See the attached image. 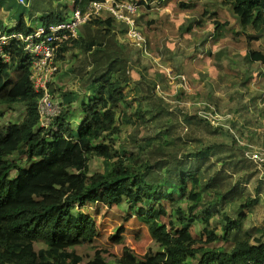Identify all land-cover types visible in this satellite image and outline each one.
<instances>
[{
  "label": "trees",
  "instance_id": "trees-1",
  "mask_svg": "<svg viewBox=\"0 0 264 264\" xmlns=\"http://www.w3.org/2000/svg\"><path fill=\"white\" fill-rule=\"evenodd\" d=\"M186 1L192 8L191 0ZM25 2L22 6L16 0H0V15L6 16L0 19V31L27 35L69 17V0ZM224 2L232 11H241L244 30L264 38V0ZM199 17L178 25L180 38L203 26ZM6 20L15 25L6 27ZM125 33L122 23L93 19L79 28L77 38L60 45L55 60L78 52L62 75H74L79 90L62 92L56 87L62 75L49 86L60 113L47 129L39 125L40 95L30 80L29 60L21 45L13 43L9 61H0V119L3 105H20L24 110L19 122L0 126V264H82L77 249H95L99 234L96 210L123 203L138 226L146 228L157 250L138 258L125 247L117 264H264V234L256 237L258 231L243 230L241 223L246 217L243 211H252L258 203L245 187L251 182L259 194L253 163L234 153L231 143L216 142L218 135H231L197 115H184L189 133L184 138L176 134V121L166 120L177 116L153 92L156 79L163 81V75L148 74L153 61L130 45ZM176 46L175 54L167 56L171 61L186 56L179 43ZM244 62L249 73L250 54ZM174 70L181 75V62ZM120 121L138 131L141 125L167 127L158 134L171 148H157L152 142L159 136L149 135L137 136L135 152L114 148ZM95 159L101 160L102 171L91 173L89 163ZM90 203L96 205L95 211L86 208ZM146 203V208L138 207ZM220 212L211 224L213 214ZM196 222L201 223L204 238L191 235ZM115 232L112 240L123 242L119 230ZM218 241L234 246L228 252L209 248ZM105 252L96 251L92 264H106Z\"/></svg>",
  "mask_w": 264,
  "mask_h": 264
},
{
  "label": "rangeland",
  "instance_id": "rangeland-1",
  "mask_svg": "<svg viewBox=\"0 0 264 264\" xmlns=\"http://www.w3.org/2000/svg\"><path fill=\"white\" fill-rule=\"evenodd\" d=\"M165 1L168 4H174L164 5V2H156V0L155 2L148 1L149 5L144 6L138 12L137 17V20H140L137 23L139 29L149 41V48L153 50L152 56L161 60L162 68L152 65L148 71L150 75L160 76L159 74H162L164 78L163 81L156 79L158 85L156 89L153 88L154 95L164 98V105H169L168 111L177 116L166 121H176L175 125L179 126L176 127L178 136L184 138L189 133L187 131L189 126L183 118L184 115L199 116V112H204L208 118L203 119L210 126L222 129L231 135V137L228 136L229 138L218 135L215 141L231 143L234 153L244 155L253 163L257 171L254 181L260 184L259 194L254 192L251 182L245 184V187L251 192L252 199L258 203L252 211H243L246 217L241 223H243V230L258 231L259 234L254 232L257 237L264 234V167H262L264 162H255L252 158L258 155L260 162L264 160V38H256L249 28L244 30L241 11H232L224 0H191L188 4L193 6L192 8L187 7L186 3H184L185 8H179L178 6L183 3L182 0ZM70 2L73 3V0ZM1 14L3 16L0 15V19L4 18V13ZM201 14L203 17H199ZM195 16L202 19L203 26H195L192 32L184 33L180 38L178 25ZM109 18L101 20L108 21ZM215 20L219 21V27L222 26L220 30L217 29ZM7 21H5L6 24L9 23ZM223 32L227 33L226 37L221 35ZM203 40L204 45L201 44ZM177 43L186 56L177 55L174 61H171L167 56L175 54ZM75 54H78L76 50L69 51L62 55L64 59L56 61L58 71L50 85L53 82L55 84L69 64H74L72 56ZM248 54L251 55L253 63L250 67L251 71L246 73L247 64L244 62V56ZM179 62H181V75L176 73L179 71L174 70ZM167 63L171 65L168 66ZM74 77V75L65 77L62 75L56 87H59L62 92L79 90V82L74 80ZM180 78L184 80L181 81ZM10 80L14 82L15 75H12ZM1 109L3 115L0 119V126L17 123L23 118L24 110L20 105L9 107L3 105ZM38 117L40 119L39 114ZM161 125L159 123V126ZM119 126L121 132L118 136H114L113 146L116 149L125 147L131 153L137 150L134 149L135 142L133 141L137 140L138 135H149L154 138L159 136V131L167 128L162 126L157 129L156 125L154 126L156 129L150 126L145 129L141 125L138 131L131 125H123L121 121ZM177 135L174 136L177 137ZM164 141L165 137L159 136L156 142L152 143L162 150L170 149L172 144ZM89 171L91 173L101 172V160L91 161ZM241 176L242 174H239L236 179ZM147 206L148 203L143 206L138 205L139 208ZM86 208L95 211L96 205L90 203ZM132 214L134 213L129 210L126 203L120 207L103 206L97 209L94 216L98 222L99 234L94 240L95 249L85 247L77 249V254L83 258L82 264H92L95 261L96 251H106L102 254L106 264H117L125 247L132 250L138 258L150 249L156 251L157 246L151 242L146 228L138 226L137 218ZM220 217L221 212L214 213L211 217V224ZM116 229L119 230L118 235L122 238L121 243L112 240L113 235L117 233ZM202 232L200 222L194 223L190 229L191 235L196 239L204 238ZM233 246V242L218 241L210 244L209 248L228 252Z\"/></svg>",
  "mask_w": 264,
  "mask_h": 264
},
{
  "label": "built area",
  "instance_id": "built-area-1",
  "mask_svg": "<svg viewBox=\"0 0 264 264\" xmlns=\"http://www.w3.org/2000/svg\"><path fill=\"white\" fill-rule=\"evenodd\" d=\"M16 1L19 5H26L25 0ZM143 1L76 0L75 7L71 10L69 18L65 22L48 27H37L27 35L12 31H0L1 62L9 61L8 51L13 43L20 44L28 57L31 69L30 80L34 90L40 95L37 112L40 116L41 127L47 128L51 120L60 113L59 106L53 103L49 92V85L58 71L57 60H55L56 54L63 42L78 37L79 28L86 22L110 17L116 22L124 24L127 28L126 37L131 44L138 47L143 54L149 56L146 50L147 41L136 24L137 13ZM155 62L159 68H162L159 59ZM180 80L183 81L184 79L180 78ZM199 116L204 119L208 118L204 112H199ZM252 159L255 162H264V160L260 162L258 155H255ZM262 167H264V164Z\"/></svg>",
  "mask_w": 264,
  "mask_h": 264
},
{
  "label": "clouds",
  "instance_id": "clouds-1",
  "mask_svg": "<svg viewBox=\"0 0 264 264\" xmlns=\"http://www.w3.org/2000/svg\"><path fill=\"white\" fill-rule=\"evenodd\" d=\"M124 1H130V2H133V1H135V0H124ZM17 2V1H16ZM73 4L74 5H71L70 6V9H69V11H68V16L70 15V12H71V10L75 7V4H76V0H73ZM146 5H149V3L147 2V0H144L142 3H141V8L139 9V11L140 10H142L143 9V7L144 6H146ZM138 11V12H139ZM137 17H138V13H137ZM137 17H136V24H137ZM69 18V17H68ZM101 20V19H100ZM110 20H113V19H110ZM115 21V20H114ZM89 22V21H88ZM87 23V22H86ZM84 25V24H83ZM138 25V24H137ZM125 28H126V26H125ZM138 30L141 32V30L139 29V26H138ZM126 33H127V28H126ZM126 33H125V39L126 40H128V38L126 37ZM141 34L143 35V32H141ZM78 35H79V33H78ZM146 39V38H145ZM129 41V40H128ZM147 41V43H146V50H147V53H148V55L149 56H146L145 54H143L142 53V51H141V53L143 54V55H145L146 57H150L151 58V60L153 61V63H154V66H157L158 67V64L155 62V60H157V59H159V58H155V57H153L152 56V54H151V52L149 51V41L148 40H146ZM129 44L130 45H132L131 44V42L129 41ZM132 46H134V45H132ZM159 63L161 64V60L159 59ZM40 125V124H39ZM50 125H51V123H50ZM49 125V126H50ZM48 126V127H49ZM41 127V126H40ZM47 127V128H48ZM41 128H43V127H41ZM47 128H45V129H47Z\"/></svg>",
  "mask_w": 264,
  "mask_h": 264
},
{
  "label": "crops",
  "instance_id": "crops-1",
  "mask_svg": "<svg viewBox=\"0 0 264 264\" xmlns=\"http://www.w3.org/2000/svg\"><path fill=\"white\" fill-rule=\"evenodd\" d=\"M25 1H26V0H25ZM69 1H70V0H69ZM162 2H164V5H171V4H174V3H169V4H168V2L165 1V0H164V1H161V3H162ZM182 2H183V3L180 4V5L178 6L179 8H185L184 3L187 4V1H186V0H184V1L182 0ZM27 3H28V2H27ZM186 4H185V5H186ZM71 5H73V3L70 2V6H71ZM182 6H183V7H182ZM69 8H70V7H69ZM2 16H3V15H2ZM4 18H6L5 15H4ZM218 22H219V21H218ZM5 25H6V27H13V26L15 25V23H14V22H9L8 24H5ZM221 35H222L223 37H226L227 33L223 32ZM212 37H215V36H212ZM208 42H210V41H208Z\"/></svg>",
  "mask_w": 264,
  "mask_h": 264
}]
</instances>
